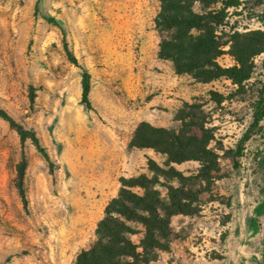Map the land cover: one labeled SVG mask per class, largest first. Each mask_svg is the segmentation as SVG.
I'll return each mask as SVG.
<instances>
[{
	"label": "rangeland",
	"instance_id": "obj_1",
	"mask_svg": "<svg viewBox=\"0 0 264 264\" xmlns=\"http://www.w3.org/2000/svg\"><path fill=\"white\" fill-rule=\"evenodd\" d=\"M35 2L0 0V108L35 131L52 164L0 116V264H74L114 198L139 216L115 213L135 244L126 264H264V121L240 166L231 159L264 82V52L253 54L263 0L192 5L218 18L212 61L241 67L235 80L159 56L173 31L154 27L158 0ZM66 48L90 74V108ZM140 122L176 141L130 147Z\"/></svg>",
	"mask_w": 264,
	"mask_h": 264
},
{
	"label": "trees",
	"instance_id": "obj_2",
	"mask_svg": "<svg viewBox=\"0 0 264 264\" xmlns=\"http://www.w3.org/2000/svg\"><path fill=\"white\" fill-rule=\"evenodd\" d=\"M160 10L153 18L154 27L162 34L164 31H173L167 34V38L159 42V56L168 57L173 60L176 71L194 70L196 75L204 79H210L219 75H225L233 80L238 77L242 78L241 67L220 68L216 65L213 58L219 53V43L215 39L214 25L218 22L216 15L211 12L198 14L192 10L195 1L204 5L211 4L215 0H158ZM36 0L34 9L37 10ZM264 5V0H263ZM46 21L59 27L62 35L65 31L60 21L54 17L46 16ZM260 19L264 23V8L260 13ZM264 34V32H262ZM68 59L77 66L81 71V91L80 103L86 108H90V74L88 70L81 65L74 54L66 48ZM264 52V42H259L254 49L253 54ZM239 65H242L243 58L237 57ZM262 68L264 69V56L262 59ZM0 116L7 120L20 137L21 143L30 139L35 149L51 165L52 161L40 144L39 139L33 129L25 128L22 124L16 122L4 109L0 108ZM251 122L246 131L242 134L236 143V147L231 151V159L234 168L240 166V157L244 154L246 142L255 133L262 132V122L264 121V82L259 92L252 102ZM176 136L165 128L153 126L147 122H140L134 130L129 140L130 147H166L165 143L175 142ZM164 145V146H163ZM143 177L132 179V181H142ZM20 193L23 196L22 190ZM142 199V198H141ZM139 198V200H141ZM154 212V208L147 206ZM106 216L101 219L96 228L98 239L88 250H81L74 264H126L122 261L123 256H134L135 244L126 236L130 232L126 224L115 216L117 214L132 213L139 217L138 214L128 209L123 199L114 198L105 207ZM154 219H161L154 213Z\"/></svg>",
	"mask_w": 264,
	"mask_h": 264
}]
</instances>
